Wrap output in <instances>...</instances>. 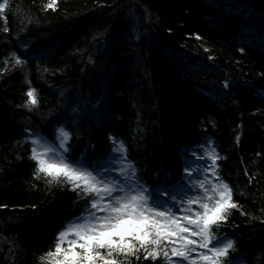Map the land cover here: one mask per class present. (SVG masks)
<instances>
[{"label":"trees","instance_id":"trees-1","mask_svg":"<svg viewBox=\"0 0 264 264\" xmlns=\"http://www.w3.org/2000/svg\"><path fill=\"white\" fill-rule=\"evenodd\" d=\"M49 2L8 0L0 14V264H45L89 212L92 196L36 176L31 140L55 142L61 126L67 159L100 168L114 138L167 197L214 148L239 207L213 233L234 241L232 264H264V0ZM144 256L118 260L168 264Z\"/></svg>","mask_w":264,"mask_h":264},{"label":"snow or ice","instance_id":"snow-or-ice-1","mask_svg":"<svg viewBox=\"0 0 264 264\" xmlns=\"http://www.w3.org/2000/svg\"><path fill=\"white\" fill-rule=\"evenodd\" d=\"M56 3L57 0H50L46 9H54ZM7 7L8 0H2L0 14ZM15 62L21 63L19 58ZM26 95L30 105L38 104L35 89ZM55 138L56 144L42 136L31 140V159L37 161L36 176L42 173L51 178L50 183L63 179L72 185L73 191L79 189L93 199L87 216L77 218L57 234L54 250L40 258L45 264H121L118 257L136 256L141 250L145 259L155 260L163 253L168 264H232L228 257L230 251H235L234 241L216 237L213 228L226 223L228 213L239 206L232 200V189L220 180L217 161L222 157L214 148L206 152L211 163L203 171H210L215 179L205 176L195 185L203 190V197L181 199V204L187 205L182 217L186 223H181V217L159 199V191L154 196L139 182L135 166L130 161L123 164L127 147L122 142L113 138L112 151L118 155L109 158L113 164L116 160L122 162L120 178H107L111 171L107 166L89 168L83 160L67 159L72 134L63 126L56 130ZM236 139L239 143V136ZM185 172L192 175L188 168ZM172 257L179 259L173 261Z\"/></svg>","mask_w":264,"mask_h":264},{"label":"rangeland","instance_id":"rangeland-1","mask_svg":"<svg viewBox=\"0 0 264 264\" xmlns=\"http://www.w3.org/2000/svg\"><path fill=\"white\" fill-rule=\"evenodd\" d=\"M52 144H56L57 141L52 142L49 141ZM118 154H114L113 157H111L112 159H115V157ZM128 161H123V164H126ZM211 161L208 159H202L200 161H198L197 163H194V165H191L188 167L189 170L192 171V175L187 177L186 182L184 185H182L181 187H179L175 193H173L170 197H167L166 194L162 195V191H159L160 195H159V199L161 201L165 202L166 207L171 208L172 212L177 216V217H181V223H186L185 221H183L182 217L185 214L183 209L187 207L186 204H181V199H187V198H194L197 195L203 197V190H200L198 188H195V185H197L201 180L204 179L205 176L208 177L209 180H214L215 178L212 177L211 172L210 171H203V169L207 166L210 165ZM102 166H107L109 168H111V171L107 172V178H120V173H119V169L122 166V162L119 160H116V162L110 163V161L108 160L106 163H104ZM197 169H199V171H197ZM210 187V185H209ZM152 190L154 192V196H155V190L153 189H149ZM173 197H175V200H173ZM203 202V201H202ZM193 208H198V205H193ZM83 215L84 216H87ZM76 221V220H75ZM169 255H171L170 251H169ZM195 255V254H193ZM178 257H172L173 261L178 260Z\"/></svg>","mask_w":264,"mask_h":264}]
</instances>
